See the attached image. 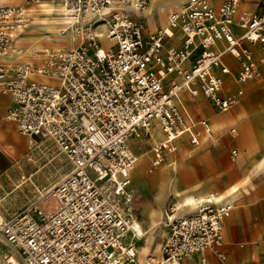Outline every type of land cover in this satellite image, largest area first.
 I'll list each match as a JSON object with an SVG mask.
<instances>
[{
    "label": "built area",
    "instance_id": "built-area-1",
    "mask_svg": "<svg viewBox=\"0 0 264 264\" xmlns=\"http://www.w3.org/2000/svg\"><path fill=\"white\" fill-rule=\"evenodd\" d=\"M41 1L0 5V56L24 51L16 39L31 21L28 5ZM219 1L187 0L146 33L142 11L149 0H62L83 22L78 46L30 51L46 54L42 61H0V94L11 98L8 112L19 133L51 139L69 163L57 182L38 186L35 173L21 175L17 187L29 181L37 193L17 214L0 212V264H138L132 238L140 236L134 226L140 195L129 137L150 136L154 123L161 127L152 172L185 137L197 145L203 131L219 141L207 118L188 115L182 91L226 112L249 96L248 83L263 80L264 0L254 12H240L241 0ZM87 13L94 15L85 20ZM99 22L104 36L94 34ZM178 29L181 44H168ZM230 154L235 160L238 149ZM196 204L194 212L179 213L181 203H169L164 263L208 250L225 259L224 220L234 204L214 191L197 196Z\"/></svg>",
    "mask_w": 264,
    "mask_h": 264
},
{
    "label": "rangeland",
    "instance_id": "rangeland-1",
    "mask_svg": "<svg viewBox=\"0 0 264 264\" xmlns=\"http://www.w3.org/2000/svg\"><path fill=\"white\" fill-rule=\"evenodd\" d=\"M7 1L27 4L26 0H6L5 2ZM5 2H3L2 4H4ZM42 2H48L56 6L61 3V0H43ZM28 6L31 7V21L36 20L33 14V10L35 9L36 4H31ZM171 10H168L164 14V16H161V12L157 10L161 21H166L167 15ZM40 16H43V18L46 19L47 17L53 18V16H56V14H50L47 11H41ZM159 16L157 13H153V20H155L157 23L160 22ZM61 17L62 16L58 17L57 15L56 17H54L55 19H53L60 20L61 22ZM31 21L30 23H32ZM147 23L149 25L148 20ZM160 23L162 24V22ZM31 28L35 27H29L28 25L25 31L28 29L32 30ZM33 38L38 43L42 42L41 44L45 47H52L55 45V43L49 42V40L58 39L60 37L54 32L50 31L48 28L43 27L42 29L39 28L38 31L33 32ZM79 42H81V38ZM11 54H14V52H10L7 55ZM260 87L261 88L258 89L257 93H254L256 111H252L248 107L243 105H236L228 111V113L232 112V115L230 123L226 128L225 123L220 127L218 125L215 126L214 117L217 116V114L212 115L213 113L210 105L211 103L209 104L207 100L199 99L202 98V96H190V99L192 100L191 102H203L205 105L204 108L199 107L195 113L191 111L193 117L196 120L202 117H209V120L213 123L216 131H218L222 136V140L219 144H212L210 141L204 142L201 137L200 144L191 145L189 143H186L181 145L187 146L182 147V152L180 150L181 153L177 156V159L174 157V164L177 167L178 175L180 178L179 184L182 189V195L187 193H194L196 196H202L203 194L212 190L222 191L234 183H238L239 181L241 182L243 179L245 180L246 178H249L250 180L248 173L251 170L252 164L259 163L261 159L264 158V85ZM183 93L184 92H182L180 96L183 100H185ZM6 97L9 98V102L8 104L6 103V105L0 110V129L3 126L12 127L13 130L19 133L15 121H13V119H11L9 116L8 108L11 104L10 97ZM205 108H208L210 114L207 110H205ZM213 109L215 113H219V111L215 107H213ZM7 117L8 119H3L1 121L2 118ZM245 120L250 121V127H243V121ZM153 126H155L154 132H156L157 135L161 134L159 129L156 127L158 126V124L154 123ZM233 128L237 129L236 135H232L231 133V130ZM20 136L28 141V147L26 146L18 150L13 155H8L4 151H0V179L2 180V182H0V212H4L7 215L17 214L19 210L30 203V201L37 193V188L29 181L26 184H22L21 186L17 187V183L21 182V175L27 176L30 173H35L33 179L36 185L39 186V183L42 182H57L60 177L68 171L69 168V163L67 162L65 156L59 153L58 147L51 139L34 137L32 138L28 135L22 134H20ZM132 142L140 146L144 145V143L140 140H132ZM232 144H236L240 149V158L238 162H232L229 158L228 149ZM248 144L253 145V148L255 150H258V153L254 156L251 162L242 165L244 163V156L246 154ZM17 145V142H15L13 139H8L3 144L4 147H16ZM177 151L178 150H176L174 153H176ZM171 156H173V154L169 153L166 160L157 167L158 169H154L153 172L158 171L163 166H168L172 160ZM262 164L263 165H261L257 175L258 177L264 178V162ZM134 180L136 186H139L142 190V197L139 203L136 205L135 209V217L137 221L134 223V225H141L146 227L147 223L145 217L142 215V209L152 186L150 183H148L149 181L144 176L140 179L134 177ZM146 183L150 185V187ZM247 183H249L250 185L251 182H245L246 185ZM246 187L249 188V186ZM255 189L256 187H253V192L251 194H248V201L250 202L259 200L260 198L257 194H255ZM172 197L179 199L178 195H173L168 198L167 202ZM163 219L165 222V217H163ZM166 242L167 238L164 245L166 244ZM161 254H159V257H161Z\"/></svg>",
    "mask_w": 264,
    "mask_h": 264
},
{
    "label": "crops",
    "instance_id": "crops-1",
    "mask_svg": "<svg viewBox=\"0 0 264 264\" xmlns=\"http://www.w3.org/2000/svg\"><path fill=\"white\" fill-rule=\"evenodd\" d=\"M11 1H14V0H11ZM211 1L213 3H215L216 5L220 2L219 0H211ZM259 1L260 0H241V2L239 4V11L240 12H243V11L254 12V11H256ZM186 2H187V0L180 1L179 5L174 7V9L185 4ZM61 3H63L62 0H61ZM6 4L7 5H23L24 3L21 4V3H15V2H8L7 1L4 4H0V5H6ZM30 8H29V10H30ZM134 10H132V11L135 12ZM153 13H157L159 16L157 8L153 10V12L151 14V17H152L151 19L146 16L145 12H144V15L142 16V19H144V21L148 27V30L146 31V33H148L149 31H152V30H154L160 26H164L168 21L169 13L167 15V20L165 22L161 21V18L159 16L160 22H162V24L160 22L157 23L155 20H153ZM134 15L136 16V13H134ZM30 16H31V10H30ZM31 19H32V16H31ZM42 19H44V18H42ZM147 20L149 22V25L147 23ZM99 29H101V26L97 28V30H99ZM102 29H104V27H102ZM23 32L24 31L19 32L18 36H20V34ZM181 40H182V32L180 29H178L175 32V36L171 40H169L168 44L180 45ZM18 47H20V46H18ZM12 52H14V51H12ZM228 59H231V58L228 57ZM16 65H18V64H16ZM262 69H263V80L261 82H250V83H248L247 84V90H248L249 96L242 98L236 105H243V106L248 107L252 111H256V102L254 100V93H257L258 89L261 88L260 86L264 85V62L262 63ZM34 77H38V78L42 79L41 76H34ZM182 92L186 93L188 96H192L187 91H182ZM6 96H8V95H1L0 94V99L6 98L7 104H8L9 98ZM192 97H195V96H192ZM198 97H200V96H198ZM199 99L206 100L203 97L199 98ZM10 100H11V98H10ZM190 101H192V100L190 99ZM211 108H212V113H213L212 115L221 113V114L217 115L218 118H216L217 116L214 117L215 126L218 125L220 127V126H222V124L225 123V128H226L228 126V124L230 123L232 112L228 113V111H226V112L215 113L213 111L214 109L212 106H211ZM205 110H207L208 113L210 114L208 108H205ZM186 111L191 118L196 120L193 117V115L187 109H186ZM202 118H207L209 120V117H202ZM219 118H220V120H219ZM210 123L212 124L214 133L219 136V141L217 143H214L210 139V137L208 136L209 141L212 144H219L222 140V136L219 134L218 131H216V129L213 126V123L211 121H210ZM243 123H244L243 124L244 128L250 127L249 126V124H250L249 120H245V121H243ZM156 127L159 129V131L161 133H163V131L161 130V127L159 125ZM154 129H155V126H152L150 136L140 137V138L147 139L148 142L150 141L149 143L153 144V145H151V149H150L151 156L149 158V162H148V165L146 168L147 172H149L148 167L150 165V162H151V159L153 156L152 146L154 147L156 143L160 142V140L158 139L159 135H157V133L154 132ZM231 133H232V135H236L237 129L233 128L231 130ZM203 134H205V133L202 131V136H203ZM186 143L191 144L187 137H185L184 140H182L179 143V146L182 144H186ZM191 145H193V144H191ZM186 146L187 145L182 146V147H186ZM231 148H237L238 149V157L235 160L232 159V157H231V154H230ZM0 151H2V150L0 149ZM169 153H171V151L167 152L166 158H167ZM257 153H258V150H255L253 148V145L248 144L247 145V151H246V154L244 156V163L242 165H244L248 162H251ZM228 154H229V158L231 159L232 162H238L239 161L240 149L236 144L230 145V147L228 149ZM166 158H165V160H166ZM263 162H264V158H262L259 163L252 164L251 170L248 173L250 180H249V178L248 179L246 178L245 180L243 179L241 182L239 181L238 183H234L222 191L212 190V191L218 193L221 198H223L227 201H230L234 204L233 210L224 220V243L222 246V250L226 256L225 259L222 260L221 258H219L214 250H208L205 254L194 253V254L190 255L189 257L184 258L180 262V264H203L202 260H201L202 256H205L207 258L208 264H264V189H263L264 188V178L258 177V175H257L258 170L260 169L261 165H263L262 164ZM133 170H132L133 189L135 191L139 192L140 199H141L142 190L139 186H136V184H135V180H134V176H133ZM256 176H257V178H256ZM245 182H251V183H250V185H249V183H247V185H246ZM148 186L150 187V185H148ZM246 186H249V188H251V189H249ZM176 187H177L178 192L173 193V192H171V188H170L169 184H167L166 182L158 183L156 186L157 189L155 190V192L154 193H152L151 191L149 192V195L146 198V202H145L144 207L142 209V215L145 213L151 214V213L155 212L158 209L156 204L160 203V205L163 207V210H164L163 211V217H165V219H166V212H167V207H168L169 203L173 200L180 202V200H178L175 197H172L167 202L168 198L170 196H173V195H178L181 197V202H182L184 207H183L182 212H181V208H182V205H181V208L178 211L179 213H188V212L195 211L196 207H193L191 205V201L196 200L197 196L194 193H187V194L182 195L181 194L182 189H181L179 182H176ZM253 187H256L254 192H256L255 194H257L260 198H259V200H255V201L250 202V201H248V194H251L253 192L252 191ZM259 188H261V189H259ZM234 189H235V191H234ZM212 191H209V192H212ZM209 192H207V193H209ZM207 193H205V194H207ZM205 194H203L202 196H204ZM155 198H158V200H156ZM140 199H139V201H140ZM166 202H167V206H166ZM140 220H139V223H140ZM167 228H168V235H169V227H167ZM129 237H131V235ZM142 237L143 236L140 235L136 238H132L136 244L137 251L139 248L140 239ZM156 239L158 240V236ZM137 257H138V253H137ZM157 258H162V254H161V257H157Z\"/></svg>",
    "mask_w": 264,
    "mask_h": 264
},
{
    "label": "bare ground",
    "instance_id": "bare-ground-1",
    "mask_svg": "<svg viewBox=\"0 0 264 264\" xmlns=\"http://www.w3.org/2000/svg\"><path fill=\"white\" fill-rule=\"evenodd\" d=\"M5 1L6 0L4 1L1 0L0 4H2ZM42 1L37 3L35 6V9L33 10V14L36 20H32L31 21L32 23L29 22L30 23L29 27L32 26L35 28H31L32 30L28 29L26 31L24 29L23 30L24 32L21 33L20 36H18L16 40V44L20 46L22 49H24V51L14 52V54H11V55L0 56L1 62H7V63L10 62L11 64H23L25 62H35L37 60H40V61L44 60V57H46V54H44L43 52H41L38 57L30 53L31 50L42 51L43 48H46L44 45L41 44L42 42L38 43L33 38V32L38 31L39 28L42 29L43 27L48 28L50 31L54 32L60 37L58 39L49 40V42L55 43L54 46L60 45L64 47H69V46L76 47L78 43L80 44L79 42L80 38H79L78 31H79V28L83 26V22H76L75 21L76 19H74V17L69 13V11L67 10V8L65 7L63 3H59L58 5L54 6L53 4L42 2ZM180 1L182 0H149L148 4L145 6L142 12L143 13L145 12L146 16L151 19L152 18L151 14L153 10L157 8V10L161 12V16H164V14L168 10H171L177 5H179ZM128 6L132 10L135 9V5L133 2L128 3ZM41 11H47L50 14H56V16L58 15V17L62 16L61 22L60 20H54L55 18L52 19V17L51 18L47 17L46 19H42L43 16H40ZM93 15L94 14L92 13H87L85 16V20H89L91 17H93ZM56 16H53V17H56ZM100 26L104 27V29L97 30V28ZM105 28L106 27H105L104 22H99L93 28L94 34L99 35V36H104ZM47 47H50V46H47ZM31 76L32 77L41 76L42 77L41 80L55 82V78L51 76H47V75H31ZM183 96L185 98V100L182 99L184 106L191 114L192 112L195 113L199 107L204 108L205 105L203 102L201 103L191 102L190 96H188L186 93H183ZM6 103H7L6 98L0 99V110L2 107L6 105ZM216 118H218V116ZM3 119H8V117L2 118L1 121ZM151 128H150V133H151ZM143 136L148 137V135L146 134L141 135L139 137L137 136L129 137L131 148L137 156V162L133 170V176L138 179L144 176L149 181L148 183H150L152 186V188L150 189L152 193L155 192V190L157 189L156 186L160 182H166L167 184H169L171 188V192L173 193L178 192L177 187H176V182H180L179 180L180 178L178 175L177 167L174 164L175 162L174 157L177 159V156L180 155V153L182 152V146L180 145L178 147V151L176 153L171 152L173 156H171L172 160L168 166H163L156 172H153V171L147 172L146 165H147L149 157L151 156L150 149H151V145L153 144L149 143L150 141L148 142V140L145 138H140ZM163 137H164V134L161 133L159 134L158 139L161 141ZM8 139H13L15 142H17L18 145L16 147L15 146L4 147L3 144ZM132 140H140L141 142L144 143V145L140 146L136 143H133ZM202 140L204 142H208L209 141L208 135L203 134ZM27 145H28V141L22 138L18 132L12 129V127L3 126L0 129V149L4 151L5 153H7L8 155L15 154L18 150L26 147ZM155 199L158 200V198H155ZM178 200H180L181 202L180 196ZM156 205L158 209L155 212L151 214L150 213L143 214L145 217L146 223H147L146 227L141 226V225H134L137 232L143 236L140 239L141 242L138 248L137 260L139 264H171V263H164L162 261V258H157L159 257V254L162 253L163 245L165 243L166 238H168V228H167L168 226L166 225V222H164V219H163V211H164L163 207L160 205V203H157ZM181 205H182V208H181L182 210L184 207L182 202H181ZM191 205L193 207H196L197 206L196 200H192ZM157 236H158V240L156 239Z\"/></svg>",
    "mask_w": 264,
    "mask_h": 264
},
{
    "label": "snow or ice",
    "instance_id": "snow-or-ice-1",
    "mask_svg": "<svg viewBox=\"0 0 264 264\" xmlns=\"http://www.w3.org/2000/svg\"><path fill=\"white\" fill-rule=\"evenodd\" d=\"M234 191H235V189H234Z\"/></svg>",
    "mask_w": 264,
    "mask_h": 264
}]
</instances>
